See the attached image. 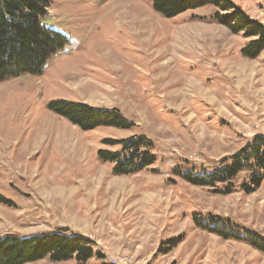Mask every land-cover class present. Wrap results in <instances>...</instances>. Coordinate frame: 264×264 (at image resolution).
Segmentation results:
<instances>
[{
    "label": "rangeland",
    "instance_id": "374dc122",
    "mask_svg": "<svg viewBox=\"0 0 264 264\" xmlns=\"http://www.w3.org/2000/svg\"><path fill=\"white\" fill-rule=\"evenodd\" d=\"M45 1L41 25L68 43L41 74L0 82V238L67 229L103 257L87 264H264L249 243L195 224L213 216L264 238V181L247 194L242 173L217 193L178 177L211 172L264 136V52L244 58L251 39L210 22L213 6L166 18L155 0ZM231 1L264 25V0ZM59 101L116 109L134 126L83 132L49 110ZM138 136L155 164L113 175L99 151Z\"/></svg>",
    "mask_w": 264,
    "mask_h": 264
},
{
    "label": "trees",
    "instance_id": "16d2710c",
    "mask_svg": "<svg viewBox=\"0 0 264 264\" xmlns=\"http://www.w3.org/2000/svg\"><path fill=\"white\" fill-rule=\"evenodd\" d=\"M153 6L166 18L213 6L216 12L210 22L227 27L234 35L242 34L244 38L251 39L241 51L244 58L255 60L264 52V25L249 18L231 0H155ZM48 8L49 3L45 0H0V82L41 74L51 57L67 45L68 41L62 34L41 25ZM49 110L83 132L100 128L126 131L134 126L116 109L59 101L52 102ZM118 144L121 149L117 152L99 151L101 162L113 164V175L137 174L155 164L153 144L144 137H132ZM242 173L247 174V184L242 185L245 193H253L261 187L264 181V136H255L237 154L223 159L220 166L211 172L187 171L178 174V177L202 188L221 185L224 188L216 191L221 193L231 189L232 182ZM207 220L202 223L195 218V224L201 230L225 240H243L264 253V238L256 240L251 235L252 239H242L237 234L212 226L214 224L210 223L215 221L213 216H208ZM226 223L231 225L229 221ZM97 255L88 238L70 233L67 229L30 237L8 235L0 238V264H29L45 259L59 264L71 260L87 264L95 257L103 259Z\"/></svg>",
    "mask_w": 264,
    "mask_h": 264
}]
</instances>
